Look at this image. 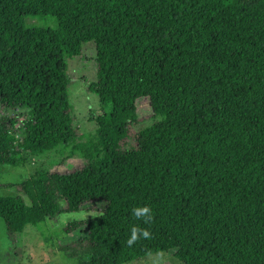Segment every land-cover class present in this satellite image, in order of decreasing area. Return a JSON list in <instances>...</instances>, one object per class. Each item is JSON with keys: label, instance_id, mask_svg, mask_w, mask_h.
Wrapping results in <instances>:
<instances>
[{"label": "trees", "instance_id": "1", "mask_svg": "<svg viewBox=\"0 0 264 264\" xmlns=\"http://www.w3.org/2000/svg\"><path fill=\"white\" fill-rule=\"evenodd\" d=\"M88 42L102 114L84 165L18 184L30 206L0 195L8 233L102 202L80 264H200L205 243L212 264H264V0H0V172L74 143L67 60ZM142 98L161 121L128 147Z\"/></svg>", "mask_w": 264, "mask_h": 264}, {"label": "rangeland", "instance_id": "2", "mask_svg": "<svg viewBox=\"0 0 264 264\" xmlns=\"http://www.w3.org/2000/svg\"><path fill=\"white\" fill-rule=\"evenodd\" d=\"M27 26L29 29H57V23L52 18L28 19ZM95 58V44L88 42L82 46L80 56L67 60L71 117L73 126L78 129V137L74 143L62 145L51 153L30 158L28 163L21 167H3L0 172L2 197H21L26 205L30 206L29 199L20 192L18 184L34 178L38 172L64 174L84 165L79 147L95 137L98 127L92 118H98L102 114L98 96L88 90L90 84L97 80ZM136 109L139 122L131 129L130 138L126 141L128 147L134 143V138L140 131L161 121V118L154 117L148 98L139 99ZM12 116L13 111L3 110L0 106V119ZM67 127L68 124L62 129ZM104 208L102 202L91 203L78 212L69 213L66 205L61 203V215L53 220H47L39 227L27 226L24 233L18 236L10 235L5 222L0 219V264H80L87 261L88 258H83V254L77 252L79 243L85 238V229L81 224L98 216ZM201 250L203 257L200 264H212L206 243ZM198 256H200L198 250L190 253L193 264H197ZM130 264L184 263L176 259L173 252H167L142 258Z\"/></svg>", "mask_w": 264, "mask_h": 264}]
</instances>
